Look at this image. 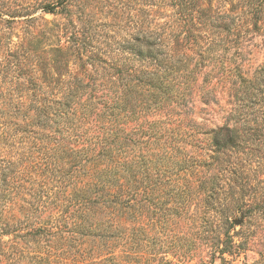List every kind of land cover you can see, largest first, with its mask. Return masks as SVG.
I'll list each match as a JSON object with an SVG mask.
<instances>
[{"label": "trees", "instance_id": "obj_1", "mask_svg": "<svg viewBox=\"0 0 264 264\" xmlns=\"http://www.w3.org/2000/svg\"><path fill=\"white\" fill-rule=\"evenodd\" d=\"M17 1L0 0V264H171L197 242L239 256L249 234L234 220L264 219V201L224 185L250 180L264 151V62L251 72L248 50L264 0H242L252 18L150 0L125 35L76 16L79 0Z\"/></svg>", "mask_w": 264, "mask_h": 264}, {"label": "rangeland", "instance_id": "obj_2", "mask_svg": "<svg viewBox=\"0 0 264 264\" xmlns=\"http://www.w3.org/2000/svg\"><path fill=\"white\" fill-rule=\"evenodd\" d=\"M29 2L36 6V0H26V2L17 1L20 6L23 4L26 6ZM79 3L82 4L79 6ZM152 4L153 3L150 0H79L76 5L71 7V11L76 16L89 20L93 25L103 24L107 27L111 26L113 30L116 29L120 35H125L126 33L133 32V22L137 21L138 18H152V10H157V8H152ZM156 4L160 7L157 16H160V18H166V15L164 14H169L171 12L170 8H168L167 4L162 1H159ZM212 4L221 8L223 11L231 10L233 15L240 14L242 15V18H252L250 15H246V13L242 14L245 9L242 0H219L218 2L213 1ZM32 13V17H43L49 20L53 18H66L65 15L52 16L49 14H42L40 9H35ZM73 18L76 17L73 16ZM256 18H264V16H258ZM248 50L251 52L250 59L252 62V72L253 69L262 65L264 62V35L255 36L251 44L248 46ZM217 94L219 105H210L206 107V112L198 115L202 118H206L207 126H212L211 123L214 125H220L221 118L226 109V103L228 100L227 88L222 86L219 88ZM197 105L199 108L204 107L199 103ZM230 162L233 163L236 162V160H230ZM259 164L260 166L255 168ZM251 168L256 170L251 169L249 171L250 180H225L227 181L225 182L227 185H224L226 186L224 192L225 196L243 198L251 202L264 201V151L254 158ZM195 199L196 201H194L192 210L196 211V204L201 206L200 200L202 199V194H197ZM237 218L238 219L234 220L236 222V231H247L248 228L249 235L247 234L248 240L245 249L242 250L236 258L226 256L227 263L222 262L219 258L213 259L210 255L209 249L199 242H197L195 246H192L191 251L184 257L170 253L166 258L171 264H264V219L258 216L251 223H248L244 214H239ZM178 222V228H180L184 234L188 232L191 234L199 233L198 229L191 226L190 221H186L185 223ZM241 224H243V226H240ZM180 246L184 247L183 250L188 248L187 244H181ZM98 259L100 260L101 258L98 257ZM155 264H158V262Z\"/></svg>", "mask_w": 264, "mask_h": 264}, {"label": "water", "instance_id": "obj_3", "mask_svg": "<svg viewBox=\"0 0 264 264\" xmlns=\"http://www.w3.org/2000/svg\"><path fill=\"white\" fill-rule=\"evenodd\" d=\"M236 223V222H235Z\"/></svg>", "mask_w": 264, "mask_h": 264}]
</instances>
